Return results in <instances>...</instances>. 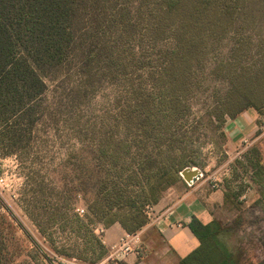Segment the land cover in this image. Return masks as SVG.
Returning a JSON list of instances; mask_svg holds the SVG:
<instances>
[{"label": "trees", "instance_id": "16d2710c", "mask_svg": "<svg viewBox=\"0 0 264 264\" xmlns=\"http://www.w3.org/2000/svg\"><path fill=\"white\" fill-rule=\"evenodd\" d=\"M223 41L229 44L208 69L209 76L225 85L217 119L233 120L250 109L262 118L264 0H0V153L1 148L16 151L33 135L42 113L39 103L55 78L73 76L77 91L90 93L103 82L124 83L129 72L144 70L154 88L161 90L160 99L172 100L178 109L206 59ZM251 44L252 59L247 57ZM150 98L144 101L148 104ZM159 141L165 151L155 144L153 150L163 157L153 153L147 157L163 160L160 178L139 186L133 173L135 181L111 183L110 199L99 203L101 195L90 209L92 226L119 223L127 234H136L151 221L147 207L158 205L170 188L183 183L174 153L181 145L173 149L167 139ZM108 143L115 160L128 148L124 140ZM117 174L115 180L120 178ZM255 177L257 186L264 187L262 161ZM82 185L93 187L88 182ZM108 185L103 181L100 189ZM135 186L140 191L132 194ZM260 194L261 205L264 192ZM241 197L227 190L215 207L240 212ZM241 216L223 221L215 214L208 224L194 218L189 228L199 245L177 264H264V257L253 260L243 246ZM96 241L101 260L109 251ZM260 245L264 251V235ZM0 264H11L1 248Z\"/></svg>", "mask_w": 264, "mask_h": 264}, {"label": "rangeland", "instance_id": "374dc122", "mask_svg": "<svg viewBox=\"0 0 264 264\" xmlns=\"http://www.w3.org/2000/svg\"><path fill=\"white\" fill-rule=\"evenodd\" d=\"M228 42L216 46L206 59L205 68L178 109L172 100L160 99L161 90L154 88L144 70L129 72V81L126 78L124 83L103 82L90 93H79L73 76H60L49 84L39 103L42 113L33 135L16 151L1 148L0 248L11 264H55L58 257L86 264L97 260L96 264L105 259L107 255L98 260L101 250L96 240L101 238L95 230L100 225L90 224V209L101 195L104 198L99 203L110 199L111 183L135 181L133 173L141 182L139 186L159 179L163 167L159 157L163 155L153 150V145L163 138L173 149L181 145L174 152L181 163L175 169L201 171L200 179L192 184L199 190L214 199L227 190L241 193L240 212L219 206L214 207V213L223 221L242 215L239 237L243 246L253 260L264 257L260 245L264 235L260 193L264 187L257 186L255 177L256 165L264 163V115L257 119L259 135H248L243 142L231 140L227 124L232 119H217L225 85L208 75L213 57L222 54ZM254 45H250L248 58L255 57L254 50L251 52ZM149 95L152 99L147 104L144 100ZM251 111L240 115L247 117ZM120 140L128 148L117 155L116 162L108 142ZM159 149L165 151L166 146L159 145ZM151 153L159 157H147ZM182 170L178 176L183 183L164 195L174 192L173 202L187 187ZM105 172L109 177H104ZM115 173L120 175L117 180ZM103 181L109 185L101 190ZM86 182L93 187L82 185ZM130 190L135 194L140 187ZM154 208L147 207L150 218Z\"/></svg>", "mask_w": 264, "mask_h": 264}, {"label": "crops", "instance_id": "0c3cea01", "mask_svg": "<svg viewBox=\"0 0 264 264\" xmlns=\"http://www.w3.org/2000/svg\"><path fill=\"white\" fill-rule=\"evenodd\" d=\"M257 119V113L251 111L247 117L241 115L230 120L227 127L231 140L243 142L248 135H259ZM199 188L187 184L174 202L171 200L174 192L167 194L155 206L150 223L141 231L142 244L138 251L113 264H177L196 249L199 242L189 228L190 223L194 218L203 224L210 223L215 218L212 211L215 205L222 204L224 195L223 192L214 199L211 194ZM95 233L100 234L109 252L127 234L119 223L108 228L97 226Z\"/></svg>", "mask_w": 264, "mask_h": 264}, {"label": "built area", "instance_id": "2783aa9c", "mask_svg": "<svg viewBox=\"0 0 264 264\" xmlns=\"http://www.w3.org/2000/svg\"><path fill=\"white\" fill-rule=\"evenodd\" d=\"M83 213V210L80 211ZM142 244L141 231L136 234H125L120 238V241L115 245L105 259L96 264H113L124 258L130 253L138 251ZM55 264H86L76 258L58 257Z\"/></svg>", "mask_w": 264, "mask_h": 264}, {"label": "water", "instance_id": "95a60500", "mask_svg": "<svg viewBox=\"0 0 264 264\" xmlns=\"http://www.w3.org/2000/svg\"><path fill=\"white\" fill-rule=\"evenodd\" d=\"M181 176L187 184L192 185L200 179L201 171L196 168H185L181 172Z\"/></svg>", "mask_w": 264, "mask_h": 264}]
</instances>
